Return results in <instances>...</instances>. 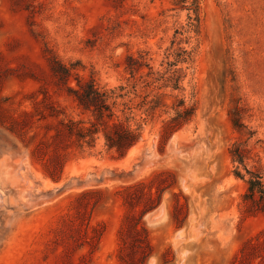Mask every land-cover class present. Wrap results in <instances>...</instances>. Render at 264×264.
Instances as JSON below:
<instances>
[{
    "label": "rangeland",
    "instance_id": "obj_1",
    "mask_svg": "<svg viewBox=\"0 0 264 264\" xmlns=\"http://www.w3.org/2000/svg\"><path fill=\"white\" fill-rule=\"evenodd\" d=\"M195 4L0 0V264H264V215L241 202L228 148L242 138L227 115L239 98L248 167H264V0H199L197 20ZM52 60L124 86L142 132L124 157L100 134L54 135L58 119L89 114ZM180 99L193 116L161 138ZM141 181L150 197L124 202Z\"/></svg>",
    "mask_w": 264,
    "mask_h": 264
},
{
    "label": "trees",
    "instance_id": "obj_2",
    "mask_svg": "<svg viewBox=\"0 0 264 264\" xmlns=\"http://www.w3.org/2000/svg\"><path fill=\"white\" fill-rule=\"evenodd\" d=\"M179 2L185 0H177ZM195 1V17H197L198 4ZM182 54H186V50H181ZM185 61V57L179 59ZM176 60L175 62H177ZM172 64H175L171 62ZM170 63V64H171ZM52 69L57 78L64 83L66 95L75 103V105L83 112L88 113V121L74 120L68 118L67 120L58 119V127L54 135H58L60 131L67 136L72 137L79 145L84 143L92 145L96 136L100 134L103 138L104 145L108 150H113L118 158L124 157L127 152L136 145L141 139L140 125L133 126L131 120V105L128 101H124L125 93L123 85H118L111 88L99 86L90 77L84 80V76L79 75L76 70L78 63H70L69 65L52 60ZM75 78V85L70 86V78ZM171 86L173 89L178 88V78L175 79ZM231 105L227 109V115L233 129L241 137L239 141H234L228 148L231 162L234 164L233 175L240 178L245 184V190L241 194V202L244 210L247 213L260 212L264 215V167L255 164L248 167V160L251 158V149L248 147V142L253 139L254 131L243 121L244 107L240 103V99L232 97L230 99ZM158 102L150 108L157 106ZM118 106H121L119 109ZM178 106L180 109H175V114L163 122L161 126V138L163 135H170L180 129L185 123L190 121L193 116V107H185L184 101L179 100ZM118 111L121 113L118 114ZM59 111L52 109L50 116L58 117ZM60 127V128H59ZM258 142V140H256ZM240 166L244 172L240 170ZM48 176L57 181V176L51 171H46ZM144 182H137L132 185L123 187L121 190V197L124 202L131 204L129 197L145 196L150 197L151 190L145 189ZM94 193V191H84L82 195L87 193ZM137 192V193H136ZM157 203L148 204L143 212L147 209L153 208ZM143 229V228H142ZM144 230V229H143ZM122 231V230H121Z\"/></svg>",
    "mask_w": 264,
    "mask_h": 264
}]
</instances>
